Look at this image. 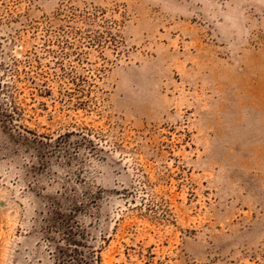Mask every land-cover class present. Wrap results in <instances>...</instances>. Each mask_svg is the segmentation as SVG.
I'll return each mask as SVG.
<instances>
[{"label": "rangeland", "instance_id": "1", "mask_svg": "<svg viewBox=\"0 0 264 264\" xmlns=\"http://www.w3.org/2000/svg\"><path fill=\"white\" fill-rule=\"evenodd\" d=\"M264 264V0H0V264Z\"/></svg>", "mask_w": 264, "mask_h": 264}, {"label": "trees", "instance_id": "2", "mask_svg": "<svg viewBox=\"0 0 264 264\" xmlns=\"http://www.w3.org/2000/svg\"><path fill=\"white\" fill-rule=\"evenodd\" d=\"M68 219L62 221L58 224L59 235H61V240L63 247L59 248L58 254L60 260L57 264H92L88 257L84 256L78 250L80 247L79 243L76 240V232L73 231V228L69 225Z\"/></svg>", "mask_w": 264, "mask_h": 264}]
</instances>
